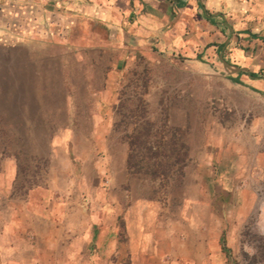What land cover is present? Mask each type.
<instances>
[{"label": "rangeland", "instance_id": "rangeland-1", "mask_svg": "<svg viewBox=\"0 0 264 264\" xmlns=\"http://www.w3.org/2000/svg\"><path fill=\"white\" fill-rule=\"evenodd\" d=\"M3 35L0 264H129L126 227L144 200L175 227L191 210L199 226L213 217L220 228L240 229L230 264H264V96L230 79L238 78L223 68L214 42L181 52L154 42ZM133 72L148 75L151 119L162 102L169 124L189 128L184 177L155 198L156 183L127 175V146L112 130ZM15 151L28 164L23 174ZM30 156L46 166L35 169Z\"/></svg>", "mask_w": 264, "mask_h": 264}, {"label": "crops", "instance_id": "crops-1", "mask_svg": "<svg viewBox=\"0 0 264 264\" xmlns=\"http://www.w3.org/2000/svg\"><path fill=\"white\" fill-rule=\"evenodd\" d=\"M0 31L70 38L75 44L154 42L181 52L192 43L214 42L220 55L233 58L227 62L248 69L230 79L264 96V0H0ZM138 206L143 210L126 227L129 264L231 263L230 241H239L240 229L220 228L213 217L199 226L191 210L180 213L182 227H175L176 220L152 210L147 200Z\"/></svg>", "mask_w": 264, "mask_h": 264}, {"label": "trees", "instance_id": "trees-1", "mask_svg": "<svg viewBox=\"0 0 264 264\" xmlns=\"http://www.w3.org/2000/svg\"><path fill=\"white\" fill-rule=\"evenodd\" d=\"M132 74L135 77L134 89L121 90L120 95H123V99L119 98L114 105L118 117L113 122L112 130L113 133L121 135L120 140L127 146L125 158L127 175L156 183L157 188L152 191L151 196L155 198L157 193L165 195L172 183H181L184 177V170L190 159L187 143L189 128L169 124L167 110L162 102H159L158 120L151 119L149 103L145 99L149 91L148 75L143 72ZM127 95L133 97L129 105L125 104L127 97L124 96ZM13 156L18 173H25L28 167L23 161L25 157L20 155V151H15ZM29 158L36 160L33 165L35 169H41L47 164L46 159L35 156ZM32 186L35 184L30 183L27 188Z\"/></svg>", "mask_w": 264, "mask_h": 264}, {"label": "water", "instance_id": "water-1", "mask_svg": "<svg viewBox=\"0 0 264 264\" xmlns=\"http://www.w3.org/2000/svg\"><path fill=\"white\" fill-rule=\"evenodd\" d=\"M220 61L222 62V65L224 69L227 71V73H237L239 71H248L246 67H239L235 65H231L229 62H227L222 55L219 56Z\"/></svg>", "mask_w": 264, "mask_h": 264}]
</instances>
